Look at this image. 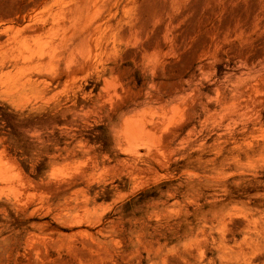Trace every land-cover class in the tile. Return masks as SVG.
<instances>
[{"label": "rangeland", "instance_id": "374dc122", "mask_svg": "<svg viewBox=\"0 0 264 264\" xmlns=\"http://www.w3.org/2000/svg\"><path fill=\"white\" fill-rule=\"evenodd\" d=\"M0 264H264V0H0Z\"/></svg>", "mask_w": 264, "mask_h": 264}, {"label": "bare ground", "instance_id": "6f19581e", "mask_svg": "<svg viewBox=\"0 0 264 264\" xmlns=\"http://www.w3.org/2000/svg\"><path fill=\"white\" fill-rule=\"evenodd\" d=\"M81 9H82L81 5H80L79 7H77V10H78V11L81 10ZM22 37H24V36H23V34L21 33V31L19 30V43L22 42V40H21Z\"/></svg>", "mask_w": 264, "mask_h": 264}]
</instances>
